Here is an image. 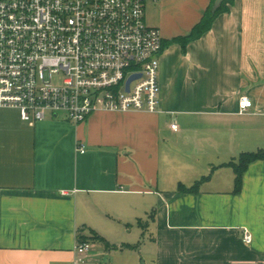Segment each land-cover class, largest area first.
<instances>
[{
  "label": "crops",
  "instance_id": "crops-1",
  "mask_svg": "<svg viewBox=\"0 0 264 264\" xmlns=\"http://www.w3.org/2000/svg\"><path fill=\"white\" fill-rule=\"evenodd\" d=\"M210 3L147 4L167 44L157 112L31 126L0 108V264H74L80 237L94 234L103 241L82 264H264V161L239 194L225 165L264 150V0H234L184 51L174 40ZM242 96L253 102L245 114Z\"/></svg>",
  "mask_w": 264,
  "mask_h": 264
},
{
  "label": "built area",
  "instance_id": "built-area-1",
  "mask_svg": "<svg viewBox=\"0 0 264 264\" xmlns=\"http://www.w3.org/2000/svg\"><path fill=\"white\" fill-rule=\"evenodd\" d=\"M159 1L0 0V108L31 126L48 115L82 124L99 110L157 112L163 37L146 7ZM251 108L242 96L240 113ZM91 248L79 242L74 264Z\"/></svg>",
  "mask_w": 264,
  "mask_h": 264
},
{
  "label": "trees",
  "instance_id": "trees-1",
  "mask_svg": "<svg viewBox=\"0 0 264 264\" xmlns=\"http://www.w3.org/2000/svg\"><path fill=\"white\" fill-rule=\"evenodd\" d=\"M215 1L216 0H211V3L206 9L200 22L192 29L191 33L188 36L174 40L175 42H179L182 45L184 51L186 50L187 45L189 43L202 38L207 32H209L215 20L221 14L229 12L230 10L229 6L233 3L234 0L224 1L222 6L215 13H213L212 8H213ZM166 45L167 44L163 43V49L166 47ZM257 161H264V150L260 149L255 152L242 153L239 155L238 158L225 164L226 166L231 167L235 173L234 194H239L242 191L244 175L247 172L250 165ZM209 177L210 176L204 177L201 181L197 182L194 187H191V188H187L182 185L180 188V192H196L198 189V186H200L202 183L207 181ZM97 240L103 241L102 238L98 236L97 234H94L91 237H85V236L80 237V241H86V242L93 241L94 242Z\"/></svg>",
  "mask_w": 264,
  "mask_h": 264
},
{
  "label": "rangeland",
  "instance_id": "rangeland-1",
  "mask_svg": "<svg viewBox=\"0 0 264 264\" xmlns=\"http://www.w3.org/2000/svg\"><path fill=\"white\" fill-rule=\"evenodd\" d=\"M192 1L193 0H172V2H173V8H171L169 10L172 11V9H175V7L177 8V6L179 7V5H180V8L181 9L188 10L190 8V6H191Z\"/></svg>",
  "mask_w": 264,
  "mask_h": 264
},
{
  "label": "water",
  "instance_id": "water-1",
  "mask_svg": "<svg viewBox=\"0 0 264 264\" xmlns=\"http://www.w3.org/2000/svg\"><path fill=\"white\" fill-rule=\"evenodd\" d=\"M224 1H226V0H216V1H215L214 5H213V8H212L213 13H215V12H216V11L222 6V4H223ZM138 77H139V76L134 75V76H132V77L128 80V82H127V88H128V89H129V87H130L131 82H132L134 79L138 78Z\"/></svg>",
  "mask_w": 264,
  "mask_h": 264
}]
</instances>
